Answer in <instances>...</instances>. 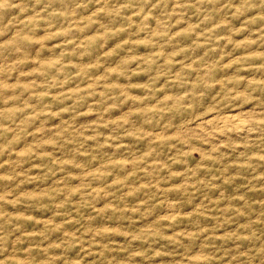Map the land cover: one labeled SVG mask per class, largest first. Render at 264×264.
<instances>
[{"label": "clouds", "instance_id": "9594fccd", "mask_svg": "<svg viewBox=\"0 0 264 264\" xmlns=\"http://www.w3.org/2000/svg\"><path fill=\"white\" fill-rule=\"evenodd\" d=\"M0 264H264V0H0Z\"/></svg>", "mask_w": 264, "mask_h": 264}]
</instances>
